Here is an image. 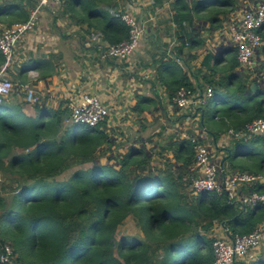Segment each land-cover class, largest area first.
I'll return each instance as SVG.
<instances>
[{
	"label": "trees",
	"instance_id": "trees-1",
	"mask_svg": "<svg viewBox=\"0 0 264 264\" xmlns=\"http://www.w3.org/2000/svg\"><path fill=\"white\" fill-rule=\"evenodd\" d=\"M173 4L172 21L180 30L175 59H182L186 45L201 46L202 30L221 29L240 8L238 0H175ZM15 5L0 8L9 25L26 22L37 3L29 1L28 10ZM85 10L86 20L100 15L94 17V25L110 45L128 38L122 12ZM227 52L232 53L227 61L221 53L202 62L208 71L205 84L217 98L213 115L207 103L194 107L200 129L215 144L230 130L241 133L247 124L264 118V78L253 80L259 81L257 91L236 84L240 75L236 51ZM170 62L168 98L172 100L180 88L195 93L197 88L186 73ZM4 65L0 53V70ZM257 66L255 75L261 70L264 75V63ZM214 75L225 76L214 83ZM7 98L0 97V172L9 176L0 192V247L11 246L15 264H213L215 226L224 223L221 228L227 235L245 236L264 221V205L251 209L225 194H191L196 177L191 139L174 144L175 172L171 167L151 166L141 150L125 153L114 165H103L99 152L111 145L103 124L63 125L69 110L61 107L38 108V115L28 118ZM225 150L224 171L229 167L264 178L263 137L229 134ZM252 192H264V181L244 189L245 194ZM129 217L138 233L117 238L118 228Z\"/></svg>",
	"mask_w": 264,
	"mask_h": 264
},
{
	"label": "crops",
	"instance_id": "crops-1",
	"mask_svg": "<svg viewBox=\"0 0 264 264\" xmlns=\"http://www.w3.org/2000/svg\"><path fill=\"white\" fill-rule=\"evenodd\" d=\"M16 1L21 2L15 5ZM29 1L32 0H0V8L12 3L15 9L28 10ZM33 1L37 3V0ZM174 1L63 0L41 9L35 29L17 45L14 62L4 71V78L17 87L8 101L20 107L26 117L35 118L38 108L69 110L70 105L83 94L98 96L109 111L101 123L111 141V145L104 146L99 152V162L103 165H114L125 153L141 150L151 166L158 169L171 167L175 172V143L199 137L205 144L210 142L215 147L222 142L227 145L231 130L215 144L214 138L200 129V117L194 110L195 106L178 109L174 103L175 96L172 100L168 98L165 83L173 69L168 64L175 61L197 88L196 98L203 96L210 86L205 84L208 71L202 67V62L206 56L216 57L221 53L223 61H227L232 55L227 51L234 49L230 36L224 28L209 31L206 27L200 33L201 46L189 49L186 45L182 59H175L174 49L179 44L180 30L172 21ZM83 3L92 13L129 12L137 19L143 34L137 52L129 60L118 61L107 55L110 44L94 25V17L99 18L100 15H89V20H86ZM9 26L1 15L0 34ZM263 58L264 55L256 54L255 62L262 64ZM212 64L213 61L210 62ZM258 70L255 66L253 75H242L244 70L237 66L236 71L240 75L235 83L247 84L250 88L256 84L257 91L259 81L264 78L262 70L260 75H255ZM224 76L214 75V83ZM255 78L259 80L257 83L253 82ZM26 85L35 89L36 104L25 100ZM226 153V150H219L222 156L213 154L220 165ZM192 170L195 171L194 166ZM259 262L264 263V241L259 249Z\"/></svg>",
	"mask_w": 264,
	"mask_h": 264
},
{
	"label": "built area",
	"instance_id": "built-area-1",
	"mask_svg": "<svg viewBox=\"0 0 264 264\" xmlns=\"http://www.w3.org/2000/svg\"><path fill=\"white\" fill-rule=\"evenodd\" d=\"M60 1L63 0H37V5L31 11L26 22L15 23L0 34V53L5 58V65L0 70L1 98L11 96L14 90L12 81L4 78V71L14 62V52L17 45L25 35L35 29L41 9ZM241 3L240 8L231 14H234V17L224 29L230 36V41L236 51L238 68L240 70H253L258 65L255 62L257 52L264 49V0H244ZM121 19L128 28V38L117 44L109 45L107 55L118 61H127L139 48L143 28L129 12H123ZM24 92L25 100L29 104L38 102L33 87L26 85ZM210 98H215L210 88L206 89L205 94L200 99H196L192 90L180 88L174 97V103L178 109L186 110L197 104L204 105ZM69 110V116L64 123L66 126L96 127L104 122L109 115L108 108L94 94L81 95L70 105ZM262 132H264V118L256 119L247 124L240 134H235L233 131H230L229 134L246 138L247 136L259 135ZM191 142L195 150L193 166L196 177L191 184V191L194 195L204 193L225 194L241 200L245 206L251 209L264 205V192H252L239 197L240 192L248 186L264 181L261 175L238 171L225 172L222 166L216 163L210 145L201 144L198 137L192 138ZM222 232L223 235L212 237L213 264H256L259 262V249L264 241V221L245 236L231 237L224 230ZM0 264H15L10 245L5 244L0 247Z\"/></svg>",
	"mask_w": 264,
	"mask_h": 264
},
{
	"label": "rangeland",
	"instance_id": "rangeland-1",
	"mask_svg": "<svg viewBox=\"0 0 264 264\" xmlns=\"http://www.w3.org/2000/svg\"><path fill=\"white\" fill-rule=\"evenodd\" d=\"M239 1V4H242L241 1H244V0H238ZM247 1V0H246ZM16 4H19V3H16ZM234 17V14L233 15H230L227 19V21L225 22V26H223L222 28L224 27H227L228 24L230 23V20ZM5 19V18H3ZM4 23L5 20H4ZM221 28V29H222ZM261 55V54H260ZM259 66V64H258ZM257 66V67H258ZM255 70V69H254ZM254 71L252 72V69L250 70H245L243 72H241L242 75H253ZM17 87H14V89H16ZM14 91V90H13ZM215 103H216V99L215 98H210L207 100V106H208V110H209V115H213V110H214V107H215ZM191 108V107H189ZM188 108V109H189ZM226 136V135H225ZM206 144H210V149L212 150V154H215L216 157H220L222 155L219 154V150H222V151H225L227 145L226 143L222 142V143H219L217 144V147H215L213 144H211L210 142L209 143H206ZM236 162L238 161V159L235 160ZM217 162V161H216ZM218 163V162H217ZM225 170H229V171H232L230 170V168H225ZM72 171L68 172V174H70ZM8 175H6L5 173L3 172H0V192H1V188L6 185L7 183V180H8ZM66 176H64L65 178ZM191 194L194 196V194L192 193L191 191ZM244 191L240 192L239 194V197H242L244 195ZM223 230V229H222ZM222 230L219 226H215V228H213V231L211 232V236L212 237H215L214 235H218V236H221L223 235L222 233ZM138 233V229L136 228V225H135V222L133 221V219L131 217L127 218L123 224L118 228L117 230V238H120V237H124V236H134Z\"/></svg>",
	"mask_w": 264,
	"mask_h": 264
},
{
	"label": "water",
	"instance_id": "water-1",
	"mask_svg": "<svg viewBox=\"0 0 264 264\" xmlns=\"http://www.w3.org/2000/svg\"><path fill=\"white\" fill-rule=\"evenodd\" d=\"M256 89H257V85L256 84L251 85V90L252 91H255ZM236 132H238V131H236ZM259 136L264 138V132H262L261 134H259ZM230 155H231V153H230V151H228V156H230ZM224 162H225V159H223L221 161V166H223V163ZM237 202L239 203L240 201H237ZM223 226H224V223L221 224V227H223Z\"/></svg>",
	"mask_w": 264,
	"mask_h": 264
}]
</instances>
